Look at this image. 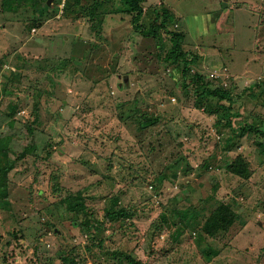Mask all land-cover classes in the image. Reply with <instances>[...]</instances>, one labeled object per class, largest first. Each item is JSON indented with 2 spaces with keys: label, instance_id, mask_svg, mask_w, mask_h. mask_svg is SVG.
Segmentation results:
<instances>
[{
  "label": "rangeland",
  "instance_id": "1",
  "mask_svg": "<svg viewBox=\"0 0 264 264\" xmlns=\"http://www.w3.org/2000/svg\"><path fill=\"white\" fill-rule=\"evenodd\" d=\"M48 1L0 0V139L10 147L0 159L14 163L0 264H117L106 251L121 249L142 264H264V143L248 132L227 149L239 123L198 106L183 62L167 59L170 42L133 35L132 14L113 1L97 0L95 15L94 0ZM224 1L144 7L175 13L183 48L201 56L194 72L233 91L236 122L264 129V0ZM253 83L260 99L244 93ZM241 158L243 173L230 167ZM76 198L99 221L96 241ZM120 209L132 217L110 214ZM221 212L232 222L204 235Z\"/></svg>",
  "mask_w": 264,
  "mask_h": 264
},
{
  "label": "trees",
  "instance_id": "2",
  "mask_svg": "<svg viewBox=\"0 0 264 264\" xmlns=\"http://www.w3.org/2000/svg\"><path fill=\"white\" fill-rule=\"evenodd\" d=\"M114 2L113 12L116 13H129L132 14V34L135 36H141L143 38H149L153 40H162L169 41L170 47L168 50L167 59L170 62L177 63L179 61L183 62L182 76H183V89L187 90L193 86V91L195 96L198 98V106L207 109L209 113L212 114H221V121L227 127H233L235 124L239 123L238 131L229 137L226 141L227 149H231L233 145L244 137L248 132H253L257 137V142L259 144L264 143V129L259 126H253L248 124L247 121L240 120L236 122L237 118H241L242 115L235 113L233 110V105L236 102L234 98V93L231 89L224 87H213L210 82L206 80L205 76L193 70V66L200 62L201 56L195 55L189 51H186L183 48V41L185 40L186 34L183 30H179L176 27H173L177 24V16L175 13L166 7L154 6L150 8H145V0H109ZM101 6V2L94 0L92 6L89 8L91 15H95L98 8ZM134 37V36H133ZM262 85L260 83H253L249 88L244 90V93L249 94L253 98L260 99L263 95V90H261ZM216 99V103L213 106H206V98ZM29 132L34 135V130L29 128ZM10 147L7 141L2 138L0 139V154L4 157H8L10 153ZM30 154L41 153L39 152L35 140L31 139V145L27 148ZM44 152H42L43 154ZM9 158V157H8ZM14 163H7L6 166H3L0 159V197L6 198L8 196V184L6 183V175L12 169ZM231 169H237L240 173L247 170V163L241 158L240 160H235L230 166ZM76 198L75 201L70 202V207L74 210H78L81 215L80 225L88 234L95 232V235H92L93 240L96 241V225L99 222L93 213L87 210L86 205ZM80 201V202H79ZM111 215L119 217H132L131 213H127L125 210H116L110 212ZM233 215V214H232ZM234 218L237 217V214L234 213ZM232 217L229 216L226 212H221L216 216L210 217L206 223L201 227V230L205 232L208 236H215L218 231H220V226H224L225 223H231ZM194 227H197L192 222ZM223 230V228L221 229ZM217 231V232H216ZM99 248H103L104 242L103 238L97 239ZM204 254L210 256V253H216L213 251L211 246L204 247ZM106 255L110 258H114L117 264H142L135 256L125 250H116V251H106ZM67 264H75L74 261H70L68 258Z\"/></svg>",
  "mask_w": 264,
  "mask_h": 264
},
{
  "label": "water",
  "instance_id": "3",
  "mask_svg": "<svg viewBox=\"0 0 264 264\" xmlns=\"http://www.w3.org/2000/svg\"><path fill=\"white\" fill-rule=\"evenodd\" d=\"M50 3H51V0H49L48 1V4L50 5ZM223 6L224 7H226L227 6V0H225L224 2H223ZM127 79V78H126ZM121 87H122V85H120Z\"/></svg>",
  "mask_w": 264,
  "mask_h": 264
},
{
  "label": "bare ground",
  "instance_id": "4",
  "mask_svg": "<svg viewBox=\"0 0 264 264\" xmlns=\"http://www.w3.org/2000/svg\"><path fill=\"white\" fill-rule=\"evenodd\" d=\"M31 48V47H30ZM34 52V51H33ZM101 156V155H100ZM110 160V159H109ZM81 165V164H80ZM82 166V165H81ZM189 198V197H188Z\"/></svg>",
  "mask_w": 264,
  "mask_h": 264
}]
</instances>
